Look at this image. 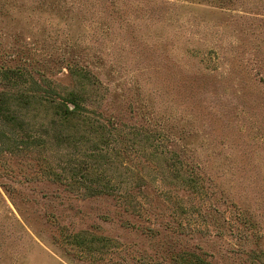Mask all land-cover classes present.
I'll use <instances>...</instances> for the list:
<instances>
[{
    "label": "rangeland",
    "instance_id": "obj_1",
    "mask_svg": "<svg viewBox=\"0 0 264 264\" xmlns=\"http://www.w3.org/2000/svg\"><path fill=\"white\" fill-rule=\"evenodd\" d=\"M20 90L44 145L0 121V264H264V0H0Z\"/></svg>",
    "mask_w": 264,
    "mask_h": 264
},
{
    "label": "trees",
    "instance_id": "obj_2",
    "mask_svg": "<svg viewBox=\"0 0 264 264\" xmlns=\"http://www.w3.org/2000/svg\"><path fill=\"white\" fill-rule=\"evenodd\" d=\"M81 71H87L86 69L81 68ZM86 73V72H85ZM7 80L18 78L20 80L25 79V76L22 73L16 70H11L5 75ZM13 77V78H12ZM25 83V81H23ZM51 89L48 92H43L41 86L38 87L37 94L34 95V98H37L42 101L44 104H51L56 111L61 123H71L76 119L83 118L85 113L84 100L82 96L75 92H59L50 82ZM27 90V89H26ZM19 92V90H18ZM21 96V99L19 98ZM25 97H30L26 94L25 90H20V93L10 94L9 92L0 93V121L7 127V133L4 134V137H8L9 141L15 140L20 142L23 145H37L43 146L44 142L36 140L37 135H34L32 132L20 123L21 117L17 110V107L14 106L16 101L21 100ZM31 98V97H30ZM143 132L141 131V134ZM77 183V182H75ZM87 193L90 196H100V195H110L114 196L112 190L99 189V188H88ZM185 261L184 263H186ZM191 264H204L202 259L196 258L192 260Z\"/></svg>",
    "mask_w": 264,
    "mask_h": 264
}]
</instances>
